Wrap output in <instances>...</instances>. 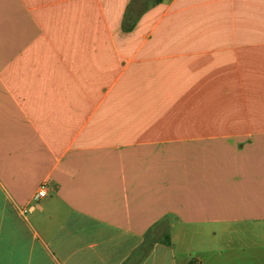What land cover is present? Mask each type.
<instances>
[{"label": "crops", "instance_id": "1", "mask_svg": "<svg viewBox=\"0 0 264 264\" xmlns=\"http://www.w3.org/2000/svg\"><path fill=\"white\" fill-rule=\"evenodd\" d=\"M154 1L0 0V264H264V0Z\"/></svg>", "mask_w": 264, "mask_h": 264}, {"label": "trees", "instance_id": "2", "mask_svg": "<svg viewBox=\"0 0 264 264\" xmlns=\"http://www.w3.org/2000/svg\"><path fill=\"white\" fill-rule=\"evenodd\" d=\"M160 1L161 0H155L154 2L157 3ZM131 7H132V4L129 5L125 13V16H124V20H123V30L124 31H130L135 26L142 12L146 9V7H143V9L141 8L140 10H138V12L135 15H133ZM163 243L168 246H171V241H170V237L168 234H165Z\"/></svg>", "mask_w": 264, "mask_h": 264}, {"label": "built area", "instance_id": "3", "mask_svg": "<svg viewBox=\"0 0 264 264\" xmlns=\"http://www.w3.org/2000/svg\"><path fill=\"white\" fill-rule=\"evenodd\" d=\"M48 193V184H42L39 188V191L37 192V198H44L47 196ZM31 208L24 209L23 212L28 211Z\"/></svg>", "mask_w": 264, "mask_h": 264}, {"label": "rangeland", "instance_id": "4", "mask_svg": "<svg viewBox=\"0 0 264 264\" xmlns=\"http://www.w3.org/2000/svg\"><path fill=\"white\" fill-rule=\"evenodd\" d=\"M140 1L142 2V0H140ZM143 1H147L148 2L149 0H143Z\"/></svg>", "mask_w": 264, "mask_h": 264}]
</instances>
